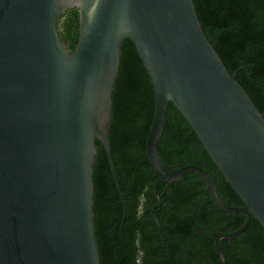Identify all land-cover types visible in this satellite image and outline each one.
<instances>
[{
	"label": "water",
	"instance_id": "water-1",
	"mask_svg": "<svg viewBox=\"0 0 264 264\" xmlns=\"http://www.w3.org/2000/svg\"><path fill=\"white\" fill-rule=\"evenodd\" d=\"M74 18V50L58 30ZM122 42L147 72L152 185L200 177L221 211L264 229V117L206 39L192 0H0V264H100L94 231L96 141L123 202L107 135ZM244 207L217 194L204 169L159 156L167 104ZM154 222L159 223L151 210Z\"/></svg>",
	"mask_w": 264,
	"mask_h": 264
},
{
	"label": "trees",
	"instance_id": "trees-1",
	"mask_svg": "<svg viewBox=\"0 0 264 264\" xmlns=\"http://www.w3.org/2000/svg\"><path fill=\"white\" fill-rule=\"evenodd\" d=\"M203 33L228 73L249 96L264 117V0H192ZM58 34L62 44L74 50V18L65 13ZM152 124L147 72L122 42L118 74L112 93L111 120L107 135L116 177L117 192L104 149L95 142L93 166V213L100 264H221L214 243L221 234L238 230L242 213L231 215L210 200L200 178L185 174L169 185L159 183L163 208L155 209L163 245L152 221L157 204L152 185L158 175L145 153ZM160 158L170 167L198 166L213 177L219 199L231 207H244L229 184L210 166L193 133L172 103L157 146ZM203 235H199L198 232ZM195 249L190 259L187 250ZM219 246L227 264H264V229L251 217L248 228Z\"/></svg>",
	"mask_w": 264,
	"mask_h": 264
},
{
	"label": "flooded vegetation",
	"instance_id": "flooded-vegetation-1",
	"mask_svg": "<svg viewBox=\"0 0 264 264\" xmlns=\"http://www.w3.org/2000/svg\"><path fill=\"white\" fill-rule=\"evenodd\" d=\"M172 168H174V169H178L177 168V166L176 165H174ZM184 176V175H183ZM182 176V177H183ZM181 177V178H182ZM199 177V176H198ZM159 178V177H158ZM180 178V179H181ZM200 178V177H199ZM201 180V179H200ZM180 181V180H179ZM178 181V182H179ZM202 182V181H201ZM160 183V182H159ZM158 183V184H159ZM175 183V182H174ZM158 184H157V186H158ZM161 184H163L164 185V189L169 193V185L171 184H165V183H161ZM158 192V191H157ZM159 194V193H158ZM153 195H154V193H153ZM160 195V194H159ZM161 196V195H160ZM156 200V199H155ZM161 200H162V196H161ZM157 202V201H156ZM158 205V202H157V204L155 205V206H157ZM155 206H154V208L152 209L153 211L155 210V209H161V208H163V201H162V204H161V206H160V208H155ZM151 215H152V213H151ZM154 216H155V214H154ZM155 218H156V216H155ZM156 220L158 221V223H159V228L157 227V225H156V223L154 222V219H153V216H152V221L155 223V225H156V227H157V229H158V235L160 236V239H161V241H162V243H164L163 245L168 249V246H166V244H165V239H164V237H163V233H162V229H161V224H160V220L159 219H157L156 218ZM198 234L199 235H203V233L202 232H198ZM197 247H195V246H193L192 247V249H190V250H187V252L185 253V257L187 258V259H190V254L194 251L195 253H196V251H195V249H196ZM221 249V248H220ZM193 252V254H195ZM216 253V252H215ZM196 255V254H195ZM217 256V255H216ZM218 258V257H217ZM206 261L209 263V264H211L210 263V260L209 259H206ZM221 263V262H220Z\"/></svg>",
	"mask_w": 264,
	"mask_h": 264
}]
</instances>
